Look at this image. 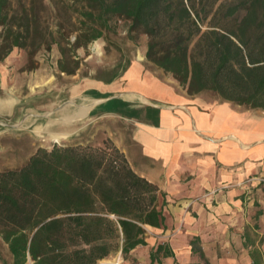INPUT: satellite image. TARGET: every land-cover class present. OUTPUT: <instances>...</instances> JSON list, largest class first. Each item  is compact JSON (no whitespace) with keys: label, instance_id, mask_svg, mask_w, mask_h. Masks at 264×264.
<instances>
[{"label":"trees","instance_id":"1","mask_svg":"<svg viewBox=\"0 0 264 264\" xmlns=\"http://www.w3.org/2000/svg\"><path fill=\"white\" fill-rule=\"evenodd\" d=\"M36 1L19 0L16 6L15 0H0V61L15 48L27 49L30 59L51 48ZM44 1L39 0L43 6ZM78 1L94 25L77 46L103 37L113 19H124L130 34L147 36V59L190 94L211 91L264 109V0ZM61 70L75 73L63 63ZM159 191L110 137L99 145L41 146L22 166L0 170V239L9 261L0 260L97 264L121 251L132 264H144L132 250L146 244L145 225L163 223ZM163 249L152 251V263Z\"/></svg>","mask_w":264,"mask_h":264},{"label":"crops","instance_id":"2","mask_svg":"<svg viewBox=\"0 0 264 264\" xmlns=\"http://www.w3.org/2000/svg\"><path fill=\"white\" fill-rule=\"evenodd\" d=\"M146 52L147 45L117 74L109 75L104 65L86 77L68 74L59 92L49 87L48 101L38 108L52 113L53 136L31 132V155L41 146L76 143L74 126L93 116L111 117L107 136L160 190L164 220L145 225L146 244L132 250L139 263L264 264V109L211 91L190 94ZM14 55L0 64L2 87L9 83ZM21 101L0 93V170L16 168L9 165L7 126L24 116ZM36 117L32 122L44 116ZM159 245L160 261L152 263Z\"/></svg>","mask_w":264,"mask_h":264},{"label":"rangeland","instance_id":"3","mask_svg":"<svg viewBox=\"0 0 264 264\" xmlns=\"http://www.w3.org/2000/svg\"><path fill=\"white\" fill-rule=\"evenodd\" d=\"M236 2L238 0H219L218 4ZM15 5L19 6V0H15ZM36 6L39 7L40 28L48 33L51 48L40 49L31 59L27 49L15 48L12 52L15 54L14 58L9 62L8 85L2 87L0 80V93H8L22 100L19 106L26 108L25 111H21V113L24 112V116L22 114L23 117L18 121L16 118L8 121L6 143L10 145L9 165L14 167L25 163L32 153L33 141L30 137L29 124L33 119H37V115L43 117L48 114L46 109L38 108L42 102L48 101L49 91L47 90L52 87L54 91L59 92L70 81L67 78L70 73L61 70L62 63L67 68L75 70L73 75L77 78L78 76L86 77L104 65L110 69L108 74L113 75L122 71L147 42V36L144 34H130L128 21L113 19L109 29L104 28L103 37L92 40L85 46H77L78 40L81 39L82 42L87 40L90 34L89 27L94 25V22L85 15V10L88 8L83 1L45 0L43 6L37 0ZM10 56L0 61V64L8 63ZM63 105L62 96L58 97L56 106L61 109ZM58 113L60 114V111L56 114ZM111 125H113L111 117L97 116L79 123L76 127L74 126V130L77 128L74 134L76 143L102 144L108 137L104 127ZM39 142L47 143L44 139ZM4 249V242L0 239L1 258L4 255ZM119 253L120 251L116 252L110 258L118 257ZM122 257L123 264H126L127 259L124 255ZM3 258L9 261L6 257L3 256ZM0 264L5 263L0 260ZM27 264H33V261L29 260Z\"/></svg>","mask_w":264,"mask_h":264},{"label":"bare ground","instance_id":"4","mask_svg":"<svg viewBox=\"0 0 264 264\" xmlns=\"http://www.w3.org/2000/svg\"><path fill=\"white\" fill-rule=\"evenodd\" d=\"M99 49V48H98ZM52 83V82H51ZM90 109V108H89ZM25 111V110H24ZM24 113V112H23ZM81 113V111H80ZM52 113L45 114L43 118H41V121H31L29 126L31 127V132L37 134V135H46V136H53V128L55 127V124L52 123L50 120ZM82 114V113H81ZM87 114V113H86ZM64 118H70L69 115H63ZM34 120V119H33ZM27 127V126H26ZM30 134V133H28ZM55 136V135H54ZM63 136V135H62ZM61 137V136H56ZM36 139V138H35ZM55 140V139H54ZM66 141V140H65ZM62 142V141H61ZM72 142V141H71Z\"/></svg>","mask_w":264,"mask_h":264},{"label":"built area","instance_id":"5","mask_svg":"<svg viewBox=\"0 0 264 264\" xmlns=\"http://www.w3.org/2000/svg\"><path fill=\"white\" fill-rule=\"evenodd\" d=\"M97 264H123L122 252L120 251L118 257L102 259Z\"/></svg>","mask_w":264,"mask_h":264}]
</instances>
